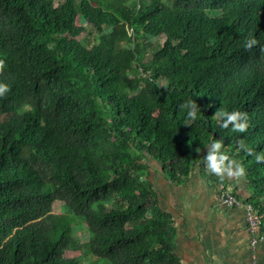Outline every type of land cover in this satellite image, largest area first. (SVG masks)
<instances>
[{"label":"trees","instance_id":"trees-1","mask_svg":"<svg viewBox=\"0 0 264 264\" xmlns=\"http://www.w3.org/2000/svg\"><path fill=\"white\" fill-rule=\"evenodd\" d=\"M76 15L94 42L74 36ZM0 61V264H85L67 254L72 217L98 260L182 264L142 161L180 183L207 171L213 140L243 167L264 232V0H0ZM232 110L244 132L219 127Z\"/></svg>","mask_w":264,"mask_h":264},{"label":"crops","instance_id":"crops-1","mask_svg":"<svg viewBox=\"0 0 264 264\" xmlns=\"http://www.w3.org/2000/svg\"><path fill=\"white\" fill-rule=\"evenodd\" d=\"M142 162L147 166L143 178L157 206L171 216L174 252L182 264H253V259L255 264H264V241L253 250L249 247L244 209L219 202L215 180L201 169V162L180 183L168 179L161 163L151 157ZM223 178L239 198L246 201L250 197L243 175Z\"/></svg>","mask_w":264,"mask_h":264},{"label":"clouds","instance_id":"clouds-1","mask_svg":"<svg viewBox=\"0 0 264 264\" xmlns=\"http://www.w3.org/2000/svg\"><path fill=\"white\" fill-rule=\"evenodd\" d=\"M257 44L255 38H249L244 42V48L250 49L254 45ZM3 67V62L0 61V68ZM8 86L6 84L0 83V96H2L5 92H7ZM182 107L187 109V117L190 120L197 119V105L194 101H188L186 104L182 105ZM219 117L221 119V123L219 127L221 129H227L229 125H231V130L234 132H244L246 130L247 125V115L244 112L232 110L221 111L219 113ZM221 140H213L209 144H207V151L205 153L204 162L206 164L207 170L223 179L225 175L229 176H242L244 174V169L239 164L235 165V171H233V161L229 159V157L221 151ZM244 147V145H241ZM246 151H250L249 149H245ZM255 159L257 162H260L264 157L257 154Z\"/></svg>","mask_w":264,"mask_h":264},{"label":"rangeland","instance_id":"rangeland-1","mask_svg":"<svg viewBox=\"0 0 264 264\" xmlns=\"http://www.w3.org/2000/svg\"><path fill=\"white\" fill-rule=\"evenodd\" d=\"M58 1L59 0H55V3H58ZM74 23L76 25V29H75V33H74V36L76 38H79L81 40L85 39L86 41H90L91 43L95 41V35L97 34V32H96L94 27L87 25L86 22L82 21L77 15L75 16ZM145 38H147V37H145ZM148 40L151 41V43L153 44L154 47H156L158 44H160L162 42L161 37H150V38H148ZM225 185L228 187V185L226 183H225ZM215 190H216V186H215ZM245 202H247V201H245ZM247 203H249V202H247ZM52 208H53V212H55L57 214H60L63 212L62 202L55 201L53 203ZM254 208L258 209L255 206H254ZM72 218L74 219V220H72L73 221V223H72L73 234L80 241L81 247L78 250L68 251L67 254L69 256L80 255L83 263H85V264H109L102 259L98 260L95 256L84 252L83 246L87 242V240L89 239L88 229L85 227V224L80 219H78L76 217H72Z\"/></svg>","mask_w":264,"mask_h":264},{"label":"built area","instance_id":"built-area-1","mask_svg":"<svg viewBox=\"0 0 264 264\" xmlns=\"http://www.w3.org/2000/svg\"><path fill=\"white\" fill-rule=\"evenodd\" d=\"M216 195L219 202L226 207H242L245 212V222L249 233V247L253 250L256 246L264 241V233L261 232V219L262 213L255 209L250 203L245 202L239 198L235 193L231 192L230 189L225 185L223 180H217L215 182ZM255 264V259L252 260Z\"/></svg>","mask_w":264,"mask_h":264}]
</instances>
